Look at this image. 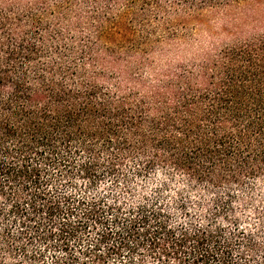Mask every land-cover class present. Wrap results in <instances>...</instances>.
<instances>
[{
  "label": "trees",
  "instance_id": "1",
  "mask_svg": "<svg viewBox=\"0 0 264 264\" xmlns=\"http://www.w3.org/2000/svg\"><path fill=\"white\" fill-rule=\"evenodd\" d=\"M144 1L0 0V253L12 264L46 252L143 264V250L152 264H241L219 228L86 195L160 171L205 188L226 217L234 189L264 177V9L250 35L178 59L188 23L243 0ZM163 14L174 34L137 35Z\"/></svg>",
  "mask_w": 264,
  "mask_h": 264
},
{
  "label": "rangeland",
  "instance_id": "2",
  "mask_svg": "<svg viewBox=\"0 0 264 264\" xmlns=\"http://www.w3.org/2000/svg\"><path fill=\"white\" fill-rule=\"evenodd\" d=\"M165 4H168L164 1ZM123 4L118 0L117 5ZM148 2L135 0V10L142 6L147 8ZM264 0H243L232 4L226 11L207 10L199 22L188 23L186 30L180 32L185 39L181 45L173 46L171 51L177 53L178 59H190L198 55V51L220 48L230 38L250 35L251 25L261 15ZM169 12V11H168ZM164 15L152 18L147 26L137 23V35L162 38L174 34L170 25H164ZM81 187L78 181L77 188ZM89 200L105 198L110 203L117 202L128 209L141 203L161 207L172 226H182L186 229L209 225L219 228L222 239L230 240L233 259L241 264H264V177L247 182L242 188H235L224 214L213 212L211 194L203 187L191 186L182 176H169L164 172H155L148 177L119 180L110 184L104 180L94 190L86 192ZM183 205V207H181ZM13 231H15L13 229ZM91 231V236L94 237ZM252 249L248 251L246 245ZM57 255H61L58 254ZM53 252L45 253V262L50 264ZM143 264H152L153 255L143 250L139 255ZM5 264H12L2 256ZM113 261V258L109 259ZM168 264H178L170 259Z\"/></svg>",
  "mask_w": 264,
  "mask_h": 264
}]
</instances>
